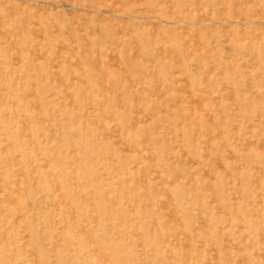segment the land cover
I'll return each mask as SVG.
<instances>
[{"label":"rangeland","instance_id":"obj_1","mask_svg":"<svg viewBox=\"0 0 264 264\" xmlns=\"http://www.w3.org/2000/svg\"><path fill=\"white\" fill-rule=\"evenodd\" d=\"M0 264H264V0H0Z\"/></svg>","mask_w":264,"mask_h":264}]
</instances>
